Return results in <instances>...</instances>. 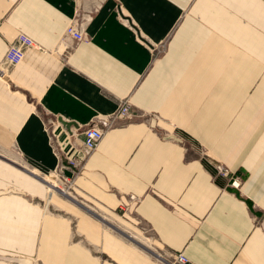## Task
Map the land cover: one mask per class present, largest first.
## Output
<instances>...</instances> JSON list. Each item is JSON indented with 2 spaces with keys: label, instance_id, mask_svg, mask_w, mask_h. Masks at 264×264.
<instances>
[{
  "label": "crops",
  "instance_id": "1",
  "mask_svg": "<svg viewBox=\"0 0 264 264\" xmlns=\"http://www.w3.org/2000/svg\"><path fill=\"white\" fill-rule=\"evenodd\" d=\"M19 32L36 46L0 76V264H264V0H0V61ZM126 98L136 116L75 178L98 216L40 172L54 133L80 145Z\"/></svg>",
  "mask_w": 264,
  "mask_h": 264
},
{
  "label": "built area",
  "instance_id": "2",
  "mask_svg": "<svg viewBox=\"0 0 264 264\" xmlns=\"http://www.w3.org/2000/svg\"><path fill=\"white\" fill-rule=\"evenodd\" d=\"M75 4L81 9V4L84 0H74ZM83 17L80 15L72 18L66 28V35L73 37L76 41H87L89 37L86 35L83 28ZM34 39L24 32H19L11 41L6 49L3 59L0 61V76H5L7 71L18 65L25 56L26 51L35 47ZM136 116L133 110V105L129 98L123 100L118 109L108 116H96L83 128V140L80 145H75L71 142L70 148H66L64 141H59L56 134L52 136L55 150L61 159L59 166L54 170L46 173L56 179L58 186H54V190L74 198L70 195V189L75 190V178L81 171L87 158L98 147L103 139L104 134L109 129L115 127L120 121H129ZM65 162H64V161ZM220 173L228 172V169L222 165H216ZM69 172V173H68ZM58 179V180H57ZM235 184H239L235 182ZM133 199L136 198L132 195ZM93 210V209H92ZM101 216H103L101 214ZM171 258V259H170ZM168 264H189V258L183 251L171 254L166 258ZM161 261V260H160Z\"/></svg>",
  "mask_w": 264,
  "mask_h": 264
},
{
  "label": "rangeland",
  "instance_id": "3",
  "mask_svg": "<svg viewBox=\"0 0 264 264\" xmlns=\"http://www.w3.org/2000/svg\"><path fill=\"white\" fill-rule=\"evenodd\" d=\"M164 49H165V43L163 44V46H161L158 50H159V53L160 54H163L165 51H164ZM150 116L152 117H154V118H156V119H160L162 116L159 114V113H157V112H153V113H151L150 114ZM4 133V132H3ZM6 134V133H5ZM2 136V135H1ZM0 140H1V137H0ZM10 153V152H9ZM0 154H3V155H5L6 154V152H5V147L4 146H0ZM14 158L15 159H17V161L19 162V163H21L22 165H26V166H28L25 162H23L22 160H21V157L18 155V154H15L14 153ZM218 164H220V163H218ZM32 171V170H31ZM34 172H36V171H34ZM37 174V173H36ZM40 175H41V177H45V180L47 179V180H53V181H55L56 182V179L53 177V176H49V175H46V174H44V173H41L40 172ZM58 180V179H57ZM49 181V182H50ZM54 183V182H53ZM58 183V182H57ZM47 187H48V189L49 190H51V191H54L50 186H48L47 185ZM57 191V190H56ZM70 191H71V193H70V195L72 196V197H74L73 198V200H75V201H79V202H81L85 207H87V205H89V209H90V211H92L93 213H96L98 216H101V214L102 215H104L105 216V213H104V211L103 210H101V209H99V208H96L95 206H93L91 203H88L89 201H87L84 197H82L76 190H73V189H70ZM57 192H59V191H57ZM29 198L32 200V201H34V202H37V203H39L40 201H41V203H43V204H46L45 202L46 201H44L43 199H40L39 197H36L35 195H32V194H30V196H29ZM51 207V206H50ZM94 207V208H93ZM48 208V207H47ZM93 209V210H92ZM73 232H74V237L75 238H77L78 236H77V234H78V231H77V224H76V221L73 223ZM129 234V233H128ZM133 238H134V236H133ZM133 238L131 237V240L133 241V242H135L134 240H133ZM171 259V258H170ZM160 262H161V264H168L167 262H168V260L167 259H163V258H160ZM158 261V260H157Z\"/></svg>",
  "mask_w": 264,
  "mask_h": 264
},
{
  "label": "water",
  "instance_id": "4",
  "mask_svg": "<svg viewBox=\"0 0 264 264\" xmlns=\"http://www.w3.org/2000/svg\"><path fill=\"white\" fill-rule=\"evenodd\" d=\"M62 121L63 124H65L68 128H71L72 125H74L75 123H73L72 121H66L64 119H60Z\"/></svg>",
  "mask_w": 264,
  "mask_h": 264
},
{
  "label": "snow or ice",
  "instance_id": "5",
  "mask_svg": "<svg viewBox=\"0 0 264 264\" xmlns=\"http://www.w3.org/2000/svg\"><path fill=\"white\" fill-rule=\"evenodd\" d=\"M258 210H259V206H258Z\"/></svg>",
  "mask_w": 264,
  "mask_h": 264
}]
</instances>
